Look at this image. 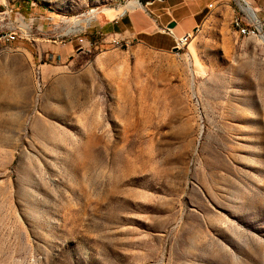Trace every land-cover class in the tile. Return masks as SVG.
I'll return each mask as SVG.
<instances>
[{
	"label": "rangeland",
	"instance_id": "1",
	"mask_svg": "<svg viewBox=\"0 0 264 264\" xmlns=\"http://www.w3.org/2000/svg\"><path fill=\"white\" fill-rule=\"evenodd\" d=\"M150 1L0 0V264H264V39L90 25Z\"/></svg>",
	"mask_w": 264,
	"mask_h": 264
},
{
	"label": "crops",
	"instance_id": "2",
	"mask_svg": "<svg viewBox=\"0 0 264 264\" xmlns=\"http://www.w3.org/2000/svg\"><path fill=\"white\" fill-rule=\"evenodd\" d=\"M248 2L258 17L263 16L264 0H248ZM148 5L152 7L147 10L143 7H136L140 8V10L133 8L130 11L115 10V12L104 13L96 16L90 25L96 27V35L110 34L112 37L116 36L128 40L144 34L152 39L159 33L166 34L161 30L169 22L174 21L175 25L171 28V31L174 38H178L193 30L198 25V22L202 20V7L193 9L189 4H184L186 8L177 14L175 11L180 9L183 4L172 0H151ZM161 10L163 11L161 12ZM171 12L173 15L170 14ZM146 43L150 46H156L151 42L146 41ZM174 46L175 42L170 47H157L162 50H172Z\"/></svg>",
	"mask_w": 264,
	"mask_h": 264
},
{
	"label": "built area",
	"instance_id": "3",
	"mask_svg": "<svg viewBox=\"0 0 264 264\" xmlns=\"http://www.w3.org/2000/svg\"><path fill=\"white\" fill-rule=\"evenodd\" d=\"M248 3V0L237 1V7L240 10V16H243L242 28H237L240 30V36L251 37V34H259L260 37L264 38V14L263 16L258 17L255 10L251 7H248ZM233 26L235 27V23ZM196 29L197 28H195V30ZM161 31L172 34L171 29L167 27L163 28ZM190 35V32H187L184 35L175 38V46L172 51L178 53L183 48L184 42Z\"/></svg>",
	"mask_w": 264,
	"mask_h": 264
},
{
	"label": "bare ground",
	"instance_id": "4",
	"mask_svg": "<svg viewBox=\"0 0 264 264\" xmlns=\"http://www.w3.org/2000/svg\"><path fill=\"white\" fill-rule=\"evenodd\" d=\"M247 5H248V7H251L249 3ZM234 23H235L236 30L240 33V30H238L237 28H242L243 16H240V15L236 16L235 19L233 20V24ZM88 24H89V21L83 23V27H86ZM251 36L260 37L259 34H251ZM260 38H262V37H260ZM262 39H264V38H262Z\"/></svg>",
	"mask_w": 264,
	"mask_h": 264
},
{
	"label": "water",
	"instance_id": "5",
	"mask_svg": "<svg viewBox=\"0 0 264 264\" xmlns=\"http://www.w3.org/2000/svg\"><path fill=\"white\" fill-rule=\"evenodd\" d=\"M175 25V22L174 21H171L167 24V28L171 29L173 26ZM174 49V48H173Z\"/></svg>",
	"mask_w": 264,
	"mask_h": 264
},
{
	"label": "trees",
	"instance_id": "6",
	"mask_svg": "<svg viewBox=\"0 0 264 264\" xmlns=\"http://www.w3.org/2000/svg\"><path fill=\"white\" fill-rule=\"evenodd\" d=\"M130 1V0H129Z\"/></svg>",
	"mask_w": 264,
	"mask_h": 264
}]
</instances>
